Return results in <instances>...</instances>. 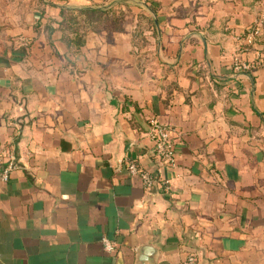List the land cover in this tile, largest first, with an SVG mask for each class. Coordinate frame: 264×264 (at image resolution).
Masks as SVG:
<instances>
[{
    "label": "crops",
    "instance_id": "crops-1",
    "mask_svg": "<svg viewBox=\"0 0 264 264\" xmlns=\"http://www.w3.org/2000/svg\"><path fill=\"white\" fill-rule=\"evenodd\" d=\"M252 28L264 48V0H0V264H264V67L232 68Z\"/></svg>",
    "mask_w": 264,
    "mask_h": 264
},
{
    "label": "built area",
    "instance_id": "built-area-1",
    "mask_svg": "<svg viewBox=\"0 0 264 264\" xmlns=\"http://www.w3.org/2000/svg\"><path fill=\"white\" fill-rule=\"evenodd\" d=\"M260 35L259 28L249 29L242 37H235V42L241 46L244 51H254V58L252 60H240L236 59L233 63V70L236 73H248L259 68L264 67V48H257V38ZM20 45L28 47L29 42L22 38L19 40ZM148 135L154 143L155 153L158 159L167 166H174L176 162L175 154V130L157 118H152L148 122ZM20 169L19 161L14 153L11 151H5L0 153V182L9 183L13 174ZM122 170L133 179H137L143 185L146 190H151L156 183L155 178L147 171L138 167L134 161H124L121 163L120 168H117V172ZM166 190L169 189V182L163 183ZM103 250L107 254L114 253L115 245L108 239L102 240ZM183 264H198L194 255L189 254L183 261Z\"/></svg>",
    "mask_w": 264,
    "mask_h": 264
},
{
    "label": "water",
    "instance_id": "water-1",
    "mask_svg": "<svg viewBox=\"0 0 264 264\" xmlns=\"http://www.w3.org/2000/svg\"><path fill=\"white\" fill-rule=\"evenodd\" d=\"M143 251H144L146 254H148L149 252H152V253H153V251L150 250V249H144Z\"/></svg>",
    "mask_w": 264,
    "mask_h": 264
},
{
    "label": "trees",
    "instance_id": "trees-1",
    "mask_svg": "<svg viewBox=\"0 0 264 264\" xmlns=\"http://www.w3.org/2000/svg\"><path fill=\"white\" fill-rule=\"evenodd\" d=\"M29 47L28 48H30V46H31V43L29 42V45H28Z\"/></svg>",
    "mask_w": 264,
    "mask_h": 264
}]
</instances>
